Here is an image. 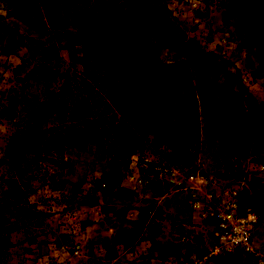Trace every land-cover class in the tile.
Here are the masks:
<instances>
[{"label": "rangeland", "instance_id": "rangeland-1", "mask_svg": "<svg viewBox=\"0 0 264 264\" xmlns=\"http://www.w3.org/2000/svg\"><path fill=\"white\" fill-rule=\"evenodd\" d=\"M116 1L0 0V199L8 203L2 215L9 228L7 254L0 264H39L53 255H61L66 264H142L140 258L131 259L128 251L133 250L135 241L138 243L148 211L164 208L167 216L176 212L189 220L186 187H199V177L214 186H237L241 213L247 210L255 218L251 240L262 249L261 255H229L226 264H264V121H254L249 108L230 110L228 122L249 127L237 141L215 139L198 131L180 156L168 149L147 148L140 153L142 159L137 154L118 159L116 153L104 152L90 142L81 148L62 127L63 123H80L79 115L70 122L66 115L58 121L51 114L39 122V135L22 134L16 156L17 131L33 124L32 117L42 106L36 107V103L46 102L53 92L48 70L31 69L39 63L40 54H35V61L26 67L16 69L33 48L31 40L51 43L45 24L50 10H89L95 19L102 20L103 15L124 14L129 5L144 13L163 8L161 14L183 38L180 44L152 36L154 42H161L160 57L184 60L186 54L193 58L198 54L214 56L212 61H203L205 75L218 80L216 67L225 66L232 75V90L238 92L242 85L257 103L253 112L264 115V0ZM113 35L109 32L110 37ZM59 42L63 44L61 39ZM58 62L51 61L50 68L59 69ZM193 82L200 85L196 78ZM71 92L70 98L65 94L58 103L70 106L80 99L79 89L72 88ZM112 161L117 163L112 167L119 171L118 186L106 183ZM189 174L192 179L187 178ZM175 203L178 209L172 207ZM134 208L137 214L130 210ZM70 214L77 216L76 224L70 222ZM194 219L203 227L200 247L206 250L209 240L205 226ZM153 223L155 226H147L155 231ZM163 225L172 229L169 221ZM73 244L79 245L76 256L69 252ZM60 246L63 252H59ZM186 246V251L178 254L186 257L185 264H191L193 260L186 252L198 246L188 242ZM178 254L173 264H180Z\"/></svg>", "mask_w": 264, "mask_h": 264}, {"label": "trees", "instance_id": "trees-1", "mask_svg": "<svg viewBox=\"0 0 264 264\" xmlns=\"http://www.w3.org/2000/svg\"><path fill=\"white\" fill-rule=\"evenodd\" d=\"M129 6L124 14L103 15L102 20L95 19L89 10L46 12L45 24L52 36L51 43L31 40L33 48L16 69L26 67L35 61V54H40L39 63L31 65V69L48 70L53 92L46 102L36 103V107L42 106L34 113L33 124L17 131L16 156L22 145V134L39 135L42 131L38 129L39 122L51 114L58 121L66 115L70 122L79 115L81 121L77 125L62 124L69 139L80 143L81 148L88 142L96 144L104 152L116 153L118 159H127L133 154L139 158L147 148L168 149L174 156H180L185 144L198 131L207 132L215 139L237 141L249 127L228 122L231 109L249 108L254 121H264V115L253 112L257 103L242 85L238 92L232 90V75L225 66L216 67L220 78L215 80L210 74L205 75L207 68L201 58L189 54L184 60L160 57L161 42L182 44L183 38L161 14L165 11L163 8L156 13H144ZM61 16L64 18L60 19ZM109 32L114 35L110 37ZM250 35L255 39L253 33ZM152 36H158L161 42H154ZM53 60L59 61V69L50 68ZM195 78L199 86L193 82ZM72 88L79 89L83 96L70 106L58 103L65 94L70 98ZM236 130L242 133L236 134ZM115 162H110L106 173V183L112 186L120 183L119 171L112 167L117 165ZM144 164L153 166L150 162ZM6 205L0 199V260L6 256L9 245V228L2 215ZM193 252L196 256L203 253L199 247ZM233 254L242 255L227 254L213 259L214 264H226L225 258Z\"/></svg>", "mask_w": 264, "mask_h": 264}, {"label": "built area", "instance_id": "built-area-1", "mask_svg": "<svg viewBox=\"0 0 264 264\" xmlns=\"http://www.w3.org/2000/svg\"><path fill=\"white\" fill-rule=\"evenodd\" d=\"M206 23L209 24L210 21ZM220 41L225 43L223 38ZM187 178L192 179L193 176L189 174ZM199 178L201 180L199 187H186L189 190L188 206L191 216L204 224L209 246L206 250L199 247L203 253L198 256L191 254V260L195 264H206L208 260L234 252L255 258L260 256L262 249L255 247L251 240V226L255 218L247 210L245 213L240 211L238 199L240 189L230 185L214 186L203 177ZM69 220L76 224L78 218L75 214H70ZM63 251L64 247L60 246L59 252ZM69 252L76 256L79 245L70 246ZM178 260L183 262L182 256H179ZM39 264H66V262L61 255H53L41 259Z\"/></svg>", "mask_w": 264, "mask_h": 264}, {"label": "crops", "instance_id": "crops-1", "mask_svg": "<svg viewBox=\"0 0 264 264\" xmlns=\"http://www.w3.org/2000/svg\"><path fill=\"white\" fill-rule=\"evenodd\" d=\"M204 62L212 61L214 56L210 54L197 55ZM207 63V62H206ZM178 198H173V200ZM188 203V201H187ZM179 204L172 205L173 208L178 209ZM189 211V206H187ZM136 214L138 210L136 208L130 209ZM155 211V213H153ZM149 214L146 218V223L155 226L153 222H156V230L152 231L147 225L142 229V232L138 235V243L134 242L130 252L128 250L131 259L140 258L142 264H173L175 256L178 253H184L187 249L186 242L192 244L193 247H200L201 237L200 232H204L203 227L197 224L194 217L188 212L189 220L183 219L178 213H174L172 216H167V211L164 208L152 209L148 211ZM137 217V216H135ZM137 219V218H136ZM169 221L172 229H166L163 223ZM176 222V223H175ZM181 225L184 228H180ZM126 240L129 238V234L125 236ZM204 240V239H203ZM172 243V245H170ZM192 247V249H193ZM56 251V250H55ZM192 251L186 253L191 254ZM191 264H195L192 262ZM206 264H214L213 260H208Z\"/></svg>", "mask_w": 264, "mask_h": 264}]
</instances>
